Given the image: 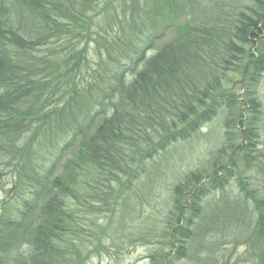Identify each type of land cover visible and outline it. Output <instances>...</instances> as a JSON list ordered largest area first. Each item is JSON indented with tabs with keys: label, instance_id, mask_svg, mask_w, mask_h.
I'll use <instances>...</instances> for the list:
<instances>
[{
	"label": "trees",
	"instance_id": "16d2710c",
	"mask_svg": "<svg viewBox=\"0 0 264 264\" xmlns=\"http://www.w3.org/2000/svg\"><path fill=\"white\" fill-rule=\"evenodd\" d=\"M156 3L185 17L160 48L149 29ZM231 74L249 82L264 74V0H0V168H11L23 199L0 213V264H83L85 215L104 213L118 194L124 217L126 197L142 204L177 145L218 114L234 122ZM248 104L245 146L225 126L207 161L219 172L174 186L164 224L179 256L154 264H264L260 107ZM235 150L244 164L236 176ZM250 167L255 178L244 176ZM213 192L207 216L211 205L200 203ZM195 218L215 234V258ZM224 241L243 244L245 255L230 260Z\"/></svg>",
	"mask_w": 264,
	"mask_h": 264
},
{
	"label": "rangeland",
	"instance_id": "374dc122",
	"mask_svg": "<svg viewBox=\"0 0 264 264\" xmlns=\"http://www.w3.org/2000/svg\"><path fill=\"white\" fill-rule=\"evenodd\" d=\"M184 23L185 17L180 13L170 11L165 5L156 3L149 26V29L159 36L155 48H160L164 43L171 40L180 31ZM250 51L253 52L254 48L251 47ZM89 53V60L91 62L96 60L93 53ZM231 76L233 93L237 99L235 106L237 109L240 108L235 110L234 117H230L234 122L232 123L229 118L218 114L211 121L202 125L194 138L177 145L168 154V164L163 169L165 174L158 184H154V189H151L152 192L145 194V197L142 198V204L135 195L126 197V214L124 217H121V214L117 212L116 204L119 200L116 199L121 196L118 194L106 206L104 213H99L101 211L99 207L97 210L99 214L85 215L84 222L86 225L83 229L85 238L82 241L84 245L83 264H154L158 256L164 257L163 260L169 259L172 242L167 241L168 239L165 237L167 224L164 223L172 208L174 186L184 182L190 173L198 175L196 180H191L192 184L189 185L192 187L198 185L200 181L206 180L212 173L219 172L220 169L215 167L216 165L208 164L207 161L210 151L217 156L219 148L215 149L212 146H218L224 142L225 126L232 130L229 133L232 144L245 146L244 139L247 137L245 131L249 124L250 111H252L248 104L249 98H255L259 103L260 112L255 122L257 135L255 141L257 149L259 146L264 147V74L254 82H249L247 77L242 81L238 74H231ZM253 153L256 154L257 152ZM233 159L236 161V167L232 168V174L236 176L239 169L243 172L244 164L237 155V150L234 151ZM249 172H255V170L250 167L244 176ZM11 174V168L3 164L0 168V213L18 207L23 202V199L19 198L15 191L14 179H12ZM248 175L252 178L256 177L255 173ZM248 180L255 182V179ZM145 187L147 186L141 185V190L144 191ZM226 188L230 196H236L240 193L233 179H230ZM215 196V192H213L202 198L201 206L203 203L211 205L205 210L207 216L213 211ZM195 222L197 224L196 231L200 225L203 232L207 233L205 243L215 258V244L212 245L215 241V234H210L209 230L203 228L199 219L195 218ZM224 246L231 253L229 259L232 261L245 255L246 247L241 243L227 244L224 241L219 248ZM26 248L27 246L23 245L21 249L26 250ZM173 248L175 251L174 253L171 252L172 255H178L176 254L177 246L175 245ZM204 251L203 256L207 253L206 248ZM178 260L177 257L173 263L191 264L188 258Z\"/></svg>",
	"mask_w": 264,
	"mask_h": 264
}]
</instances>
